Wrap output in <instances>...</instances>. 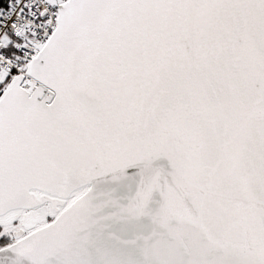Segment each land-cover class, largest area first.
Instances as JSON below:
<instances>
[{
	"label": "snow or ice",
	"instance_id": "obj_1",
	"mask_svg": "<svg viewBox=\"0 0 264 264\" xmlns=\"http://www.w3.org/2000/svg\"><path fill=\"white\" fill-rule=\"evenodd\" d=\"M0 264H264V0H0Z\"/></svg>",
	"mask_w": 264,
	"mask_h": 264
}]
</instances>
